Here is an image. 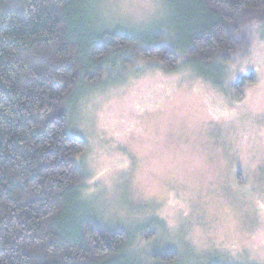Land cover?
Here are the masks:
<instances>
[{
	"label": "rangeland",
	"instance_id": "obj_1",
	"mask_svg": "<svg viewBox=\"0 0 264 264\" xmlns=\"http://www.w3.org/2000/svg\"><path fill=\"white\" fill-rule=\"evenodd\" d=\"M178 2L82 0L89 36L158 28L180 57L172 70L117 58L69 97L85 142L75 218L123 230L118 263L264 264V21L239 28L232 59L192 65Z\"/></svg>",
	"mask_w": 264,
	"mask_h": 264
},
{
	"label": "trees",
	"instance_id": "obj_2",
	"mask_svg": "<svg viewBox=\"0 0 264 264\" xmlns=\"http://www.w3.org/2000/svg\"><path fill=\"white\" fill-rule=\"evenodd\" d=\"M181 1L177 47L192 65L232 59L239 28L264 21V0ZM81 3L0 0V264H123L113 261L123 230L75 218L73 191L84 178L75 159L85 142L68 130L67 101L117 58L172 70L180 54L158 28L89 36Z\"/></svg>",
	"mask_w": 264,
	"mask_h": 264
}]
</instances>
